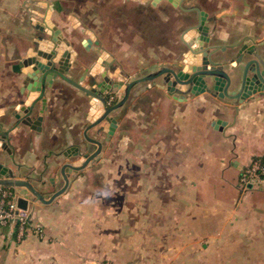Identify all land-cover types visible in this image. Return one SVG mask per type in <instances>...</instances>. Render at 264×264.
<instances>
[{
    "label": "crops",
    "instance_id": "1",
    "mask_svg": "<svg viewBox=\"0 0 264 264\" xmlns=\"http://www.w3.org/2000/svg\"><path fill=\"white\" fill-rule=\"evenodd\" d=\"M193 1L207 14L209 43L225 47L216 52L224 59L235 56L236 48L232 45L238 40L245 37L264 40V0ZM58 2L0 0V104L16 97L19 81L14 64L17 53L24 52V48L32 44L34 36H48L34 24L41 23L49 11L52 22L62 32L65 31L57 13ZM189 15L196 22L195 13ZM123 57L121 55L122 61ZM234 65L232 62L224 69L230 72L229 67ZM166 99L174 105L169 112V120L174 124L171 125L174 133L170 144L173 148L166 149L161 145L163 156L159 161L160 166L168 171L165 180L171 185L166 192L168 200L156 201L157 207H161L164 214L169 209L170 217L182 214L184 219L177 222L180 221L179 228L184 229L186 235L191 231L196 240L210 241V246L233 247L234 258H220V262L264 264V186L242 189L238 184L242 168L252 158L264 156V96L253 95L238 104L226 98L212 97L205 91L197 95L174 94L166 96ZM217 120L225 123L214 128ZM77 121V116L71 115L67 123ZM40 123L39 120L27 125L28 129L39 132ZM57 126L48 118L45 135L41 131L38 133L41 137L35 134L33 139V134L23 132L22 146L19 143L17 147L20 152L17 159L23 166L37 171L42 169L41 156L46 148L52 146L51 140L56 142ZM21 169L23 171L24 168ZM157 178L161 182L160 176ZM140 182L145 183L146 180ZM60 196L49 204L31 202L27 209L28 220L43 226L44 237L28 229L20 237L14 226L0 227V264L149 263L145 258H97V251L95 254L92 252L98 246L96 235L83 225L82 216L76 219L75 203L68 210H59L58 207L64 203L63 196ZM140 197L145 200V190L139 193ZM144 200H141V209L145 215ZM170 219L174 225L172 217ZM81 248L86 249L83 252ZM55 252L58 256L51 258ZM86 252L88 258H81ZM209 259L198 258L192 262L210 264Z\"/></svg>",
    "mask_w": 264,
    "mask_h": 264
},
{
    "label": "rangeland",
    "instance_id": "2",
    "mask_svg": "<svg viewBox=\"0 0 264 264\" xmlns=\"http://www.w3.org/2000/svg\"><path fill=\"white\" fill-rule=\"evenodd\" d=\"M141 3L142 0H59L57 13L65 34L76 36L75 41L95 37L98 46L110 48L132 76L155 68L157 57L163 64L174 61L178 69L189 57L188 48L180 39L183 18L189 16L174 10L176 15L168 18V7L162 10L150 7L147 1ZM174 24L178 27L176 35ZM212 58L223 59L219 52ZM168 102L160 90L151 89L142 98L133 95L127 116L120 121L112 141L73 176L61 195L64 203L58 208L68 210L75 203L76 219L82 216L83 225L96 235L98 246L92 252L97 251V258H145L147 264H203L192 261L210 258V264H224L220 258H234L233 247L210 246V241L196 240L191 231L186 235L177 222L184 219L182 214L172 215L175 224L171 225L169 209L164 214L155 203L168 200L166 192L171 185L165 180L168 171L159 161L163 156L161 145L173 148L170 144L174 124L169 112L174 105ZM144 190L145 200L139 199ZM141 200L145 201V215ZM85 249L81 248L83 252ZM56 256L57 252L51 258ZM81 258H88L87 252Z\"/></svg>",
    "mask_w": 264,
    "mask_h": 264
},
{
    "label": "flooded vegetation",
    "instance_id": "3",
    "mask_svg": "<svg viewBox=\"0 0 264 264\" xmlns=\"http://www.w3.org/2000/svg\"><path fill=\"white\" fill-rule=\"evenodd\" d=\"M146 1L149 3L150 7H158L162 10L168 7V9H170V14L166 16L168 18H171L175 11L189 16V18H183L184 28L180 31V38L182 34L188 33L190 28L198 22V13L194 8L199 7L193 0H182L179 6H173L167 0H160L155 5L152 4L153 0H142V3H146ZM190 13H195L196 22L191 19ZM263 24L264 17L262 25ZM174 25L173 32L176 35L178 27L176 24ZM261 26H259V28H261ZM61 33V42L62 45H64L62 49L59 50V58L61 59L59 65L53 60L55 53L48 51L46 47H40L41 54L39 56L41 60L44 61L40 60V62L43 63L42 66H44V68L46 67L45 70L47 71V77L45 79H43V76L29 77L23 73V69L27 70L25 71L26 73L31 70L35 63H29L28 60H34L36 58L39 45L44 43V39L49 38V36H45L44 34V38L42 37L43 35L34 36L32 38V44L25 47L24 52L21 54L17 53L14 64L17 67V77L19 81L16 88V97L0 104V163L13 170L15 176H20L30 181L35 188L45 195L51 194L63 185L64 181L61 175V167L63 165H79L83 158L87 157L97 148L96 143L84 137L83 131L92 120H95L101 112H103L105 107H110L121 100L123 92L120 89H116V85L125 84L131 79L139 78L162 67H168L177 72L184 66L182 63L177 69L174 61L164 62L163 64L160 62V57H157L158 60L154 62V64H157L155 68L140 75L132 76L128 74V71L118 62L117 57L110 49L98 46L99 41L95 39V37L87 36L86 38H81L79 41H75L76 36L73 34L67 35L65 32H62V30ZM257 34H259V32ZM84 39L87 40L86 44L83 43ZM248 39L252 40L249 47L254 48L255 51L264 58V40L259 38L255 40L254 38L245 37L241 41L238 40L234 42V44H237L235 46V56L228 59L225 58L227 60V64L225 63V65L232 63L229 61L230 59L233 58L235 60L239 57V50ZM252 57L255 58L254 55L250 58ZM24 59H26L27 62L26 68L22 65V60ZM234 66H237V70L240 73L242 65H237L235 63ZM157 81L162 82V79L157 77L155 82ZM34 82L41 83V85H43V91L35 95L37 98L39 97V99H36L29 116L32 120L34 117H41L40 130L44 135L47 129L45 127V122L48 118L58 124L56 142L55 140H51L52 146L46 148L44 154H42V169L40 171L23 166L17 159L18 155H20L17 147L19 143L22 146L24 140L23 132L25 131L28 135L33 134V139L36 135L39 136L41 134H38L41 131L29 130V127L22 122L21 118V114L25 111V108L22 106L31 104L33 98L29 99L30 92L27 90V85L33 84ZM205 82L207 83L208 79H206ZM78 85L84 87L86 91L81 89ZM137 88L131 90L127 100L121 107L106 115L107 119L104 118L98 125L87 130V136L89 138L100 141L101 152L103 148L106 147L107 143L112 141L120 121L124 120L127 116L128 104L133 95H138V98H142L145 97V94L151 89L155 91H164L166 96L178 95V93L175 92L168 93L152 82L143 83ZM211 88L212 87L208 85V91L205 92L215 97ZM87 91L101 96L104 100V104H102L99 99L88 94ZM48 95L51 97L50 99H48ZM254 96H264V92L256 93ZM91 102H93V105ZM21 107L23 110H21ZM92 108H94V110L91 114L90 111ZM71 115L77 116L79 121L68 124L67 120ZM18 130L22 131L18 133ZM40 140L42 139L40 138ZM40 149H38L39 152ZM21 168H24L23 171ZM33 172H35V175H33ZM78 172L79 171L72 173L69 180L71 181L73 176Z\"/></svg>",
    "mask_w": 264,
    "mask_h": 264
},
{
    "label": "water",
    "instance_id": "4",
    "mask_svg": "<svg viewBox=\"0 0 264 264\" xmlns=\"http://www.w3.org/2000/svg\"><path fill=\"white\" fill-rule=\"evenodd\" d=\"M160 0H153L152 4L155 5ZM173 6H179L182 0H167ZM193 9V8H192ZM198 13V22L193 25L189 32L181 35V41L187 46L189 57L183 60L184 66L179 71L171 70L168 67H162L154 72H150L139 78H134L126 82L125 84L116 85V89H120L123 92L121 100L110 107H105L103 112L84 129V137L97 144V148L91 152L87 157L83 158L79 165L65 164L61 167V175L63 176V185L51 194H43L28 180L15 176V172L0 163V188H12L19 189L25 188L28 193H22L17 199V204L20 208L27 210L31 202L49 204L58 196L63 194L69 185V177L72 173H76L79 170L84 169L92 160H94L101 153V143L98 140L91 139L87 136V130L98 125L103 119H107L106 115L113 110L118 109L127 100L129 93L139 85L147 82H152L159 88L167 91L168 93L175 92L180 95L194 94L208 91L207 86L212 87L213 94L219 99H228L235 101L236 104L242 103L244 100L250 98L256 93L264 92V58L261 57L254 48L249 47L252 43L251 39H248L239 50V57L237 59H230V62H235L237 65H242L241 72L237 70V66H230L231 72H227L224 67L227 62L226 59L222 61L213 60L212 56L218 50H224L225 47L218 45H211L209 43V27L206 24L207 14L204 10L194 8ZM49 14V11L47 12ZM45 16L41 23H35V28L42 32H45L49 38L44 39V43L39 45L37 56L34 60H28L29 63L34 62L31 70L28 73L26 69H23V73L29 77H42L45 79L47 71L46 67L42 66L40 62V47H46L48 51H52L54 54L53 60L58 65L61 63L60 52L63 45L61 42L62 33L61 30L52 22L49 16ZM43 15V14H42ZM39 22V21H38ZM87 40L84 39L83 43L86 44ZM237 44H233L235 47ZM254 53V54H253ZM254 55L255 58H250ZM43 61V60H41ZM44 62V61H43ZM49 63V62H47ZM26 59L22 60V65L26 68ZM40 74V75H39ZM160 77L162 82L155 79ZM208 78V82L205 80ZM44 84V83H43ZM79 86V85H78ZM80 87V86H79ZM85 90L84 87H80ZM29 90V99L32 97L31 104H26L25 111L21 114L22 122L26 125L38 122L41 117L32 120L29 116L34 103L36 102L38 92L43 91V85L41 83L34 82L27 85ZM86 91V90H85ZM95 98L99 99L102 104L104 100L101 96L88 92ZM35 96V97H34ZM93 105V102H91ZM21 107V110H23ZM27 107V109H26ZM94 108L91 109L92 114ZM224 121L217 120L213 126L217 128L219 124H224ZM115 124V123H114ZM33 127V126H32ZM250 187V186H249Z\"/></svg>",
    "mask_w": 264,
    "mask_h": 264
},
{
    "label": "built area",
    "instance_id": "5",
    "mask_svg": "<svg viewBox=\"0 0 264 264\" xmlns=\"http://www.w3.org/2000/svg\"><path fill=\"white\" fill-rule=\"evenodd\" d=\"M242 189L249 186H264V156L252 158L238 177ZM21 195L18 189L0 188V227L17 228L18 235L23 236L26 229L32 230L39 237H44V228L39 222L28 220L27 210L20 208L17 199Z\"/></svg>",
    "mask_w": 264,
    "mask_h": 264
},
{
    "label": "bare ground",
    "instance_id": "6",
    "mask_svg": "<svg viewBox=\"0 0 264 264\" xmlns=\"http://www.w3.org/2000/svg\"><path fill=\"white\" fill-rule=\"evenodd\" d=\"M18 190H20V192H22V193H24V194H25V193H28L27 190H26L24 187H23V188H19Z\"/></svg>",
    "mask_w": 264,
    "mask_h": 264
},
{
    "label": "trees",
    "instance_id": "7",
    "mask_svg": "<svg viewBox=\"0 0 264 264\" xmlns=\"http://www.w3.org/2000/svg\"><path fill=\"white\" fill-rule=\"evenodd\" d=\"M7 189L12 190V188H7Z\"/></svg>",
    "mask_w": 264,
    "mask_h": 264
}]
</instances>
